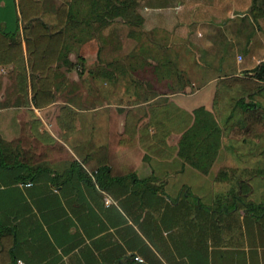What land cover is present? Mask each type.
Here are the masks:
<instances>
[{"label":"crops","instance_id":"obj_1","mask_svg":"<svg viewBox=\"0 0 264 264\" xmlns=\"http://www.w3.org/2000/svg\"><path fill=\"white\" fill-rule=\"evenodd\" d=\"M251 5L252 0H140L130 11L123 25L139 42L135 54L154 65L140 81L133 79L132 63L120 69L130 76L126 101L92 106L87 111L92 112L91 129L82 137L78 105L70 104L78 116L72 133L60 130L56 118L50 131L41 119L40 130L65 147L60 163L50 165L61 175L45 172L18 181L22 168L0 166V220L14 227L17 264H264V136L225 131L207 174L183 163L181 169L167 165L158 173L153 165L155 160L179 158L182 130L192 122L194 108L214 110L219 79L245 75L264 61V19L252 18ZM11 14L18 15L21 28L17 0H0L1 23L7 25ZM148 45H156L154 57L144 52ZM98 69L109 79L108 86L119 81L114 69ZM162 98H168L161 103L177 115L172 129L166 126L165 112L157 118L158 128L149 127L160 141L158 156L140 147L139 129L151 118L148 105ZM252 99L264 107V87ZM9 107L0 108L1 114ZM186 114L190 119L183 124ZM6 123L3 115L0 131ZM72 159L83 173L70 172L67 162ZM102 165L109 167L111 177L136 172L158 190L134 193L128 180H107V188H101L93 174ZM181 172L199 179L182 181ZM231 189L237 195L229 209L224 204L231 202ZM219 194L227 195L220 203Z\"/></svg>","mask_w":264,"mask_h":264},{"label":"trees","instance_id":"obj_2","mask_svg":"<svg viewBox=\"0 0 264 264\" xmlns=\"http://www.w3.org/2000/svg\"><path fill=\"white\" fill-rule=\"evenodd\" d=\"M49 1L17 0L21 28L12 31L0 28V65H12L14 104L25 107L31 118L20 129L19 135L10 140L0 137V166L22 168L16 176L18 181L33 180L45 172L61 175L50 165L60 163L65 147L49 132L40 130L41 121L31 108L41 109L54 102L57 66L63 64L70 70L76 65L70 59L75 45L101 38L103 30L114 23L129 22L128 14L140 2L66 0L52 9L48 6ZM249 12L254 20L264 19V0H252ZM95 23H101V26L96 28ZM263 87L264 61L250 73L219 79L213 97L214 110L204 106L194 108L192 122L181 132L176 153L182 163L207 174L218 157L225 131L249 138L264 136V107L252 99ZM148 111L151 118L139 129V143L142 149L159 156L162 153L160 141L157 134L150 133L149 127L151 124L159 127L157 118L167 111V103L152 102ZM56 123L60 130L74 132L78 127L77 111L70 104L62 105ZM27 139L31 142L28 146L25 145ZM67 163L70 172L75 169L84 172L75 159ZM108 172L109 167L102 165L93 174L101 188H107L104 182L107 180L122 183L128 180L134 193L158 190L151 185V179L139 178L136 172L120 177H111ZM236 195L233 189L229 191L231 202L224 204L229 209L235 204ZM225 196L219 194L217 202ZM15 243L14 227L0 220V264H17Z\"/></svg>","mask_w":264,"mask_h":264},{"label":"rangeland","instance_id":"obj_3","mask_svg":"<svg viewBox=\"0 0 264 264\" xmlns=\"http://www.w3.org/2000/svg\"><path fill=\"white\" fill-rule=\"evenodd\" d=\"M7 1L8 3L11 2V0ZM63 1L66 0H51L49 1L48 6L52 9H55ZM8 18L9 20L7 25L1 23L0 20V28L7 31H12L18 28V15L11 14ZM100 25L101 23H96V28ZM129 31L130 30L127 26L120 23H114L113 25L103 30L102 35L100 36L101 38H94L86 43L75 45L73 51L71 52V60H73L76 65L73 66L70 70L66 69L63 64H59L57 66V75L55 79V86L53 88L55 91L53 104L51 106H48L46 110H35L33 107H31L33 110H35L34 112L36 116L40 119L41 126L44 125V122L41 119H44L45 126L48 127V130L51 131V129L55 126L54 120L59 114L60 107L62 105H78L81 110L80 120L83 127V130L78 135V137H82L91 129L89 119L92 115V112L87 111L92 106L103 101H115L121 103H124L126 101V94H128V91L126 92L125 84L130 80V76L120 74V69H126L129 67L128 64L132 63V65L134 66V71L132 70L134 74L133 79H137L138 81H140L143 76H146V70H151L152 66L154 65L153 63L148 62L147 59H143L142 57L140 58V56L135 54L139 49V42H134L133 39L128 36ZM217 37H219L218 32ZM98 48H100L99 56L97 55ZM155 48L156 45H148L147 47H145L144 52L150 54L151 57H154ZM131 51H133V53L135 54L133 60H130L131 55L133 54H130ZM223 51V47L220 46L219 53L221 54L223 53ZM99 65H102L104 69L109 67L112 68V70L114 69L112 72L117 75L119 81L115 84H110L111 86H108L109 79H106V77H103L99 74ZM140 65L145 69V71L141 69ZM135 67L137 69H135ZM135 70H138L137 73H135ZM11 71L12 65H0V96H3L5 98L4 102H0V108L10 106L9 108L5 109V111H3V114H1L0 112V118L4 115V117H7V119H9V123L5 124V129L1 130L0 133L3 134L1 135L3 138L8 140L14 138V136L19 135L21 131L20 129L22 127H25V125L29 123L31 119L28 113L25 112V107L15 106L14 104L16 93L13 89V78ZM135 74H137V76ZM136 87L138 90H140L139 84H137ZM127 89H130V87H127ZM162 90L167 93L169 89L164 86L162 87ZM201 95L204 98L206 92H203ZM139 96L140 93L137 97L134 96V98H140ZM165 99L168 98H162L160 99V101H163ZM118 110H120V108H118ZM175 114V109L171 107L168 108V110L163 115L166 126L169 129H172L174 126L172 121ZM97 115L98 118H100L102 112ZM189 119L190 115L186 114L183 119V124L185 122H188ZM98 129L99 125L96 128V131ZM25 143V145L28 146L31 143L30 139H27ZM153 165L154 167H156V171L160 173V170L162 171L163 169H165L164 167H166L167 165H169L173 169H181L182 161L176 156H170L168 161L159 162L155 160L153 162ZM190 169L192 170V168ZM180 174L181 175L179 179L182 181H196L199 179L198 177L194 178L192 175L188 174V172H181ZM140 176L143 177L145 175L140 172Z\"/></svg>","mask_w":264,"mask_h":264}]
</instances>
